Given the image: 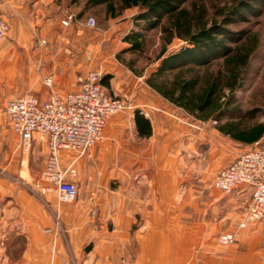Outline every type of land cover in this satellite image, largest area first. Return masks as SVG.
<instances>
[{"label":"crops","instance_id":"0c3cea01","mask_svg":"<svg viewBox=\"0 0 264 264\" xmlns=\"http://www.w3.org/2000/svg\"><path fill=\"white\" fill-rule=\"evenodd\" d=\"M19 7L17 0H0V15L12 22L8 37L0 45V63L5 62L0 64V82L17 79L22 71L19 63L40 59L50 63L42 85H35L32 92L40 102L47 101L52 91L65 94L76 90L77 76L86 71H73L72 60L61 55L66 50L48 48L38 55L39 50L27 51L24 47L25 50L17 52L16 46L23 48L19 39L12 37L19 18L23 19L17 12ZM48 77L52 80L51 86L44 83ZM111 79L109 76L108 86L104 87L109 95V90H113ZM113 94L118 95L114 90ZM120 94L127 96L129 92ZM4 102L2 111L6 118ZM143 115L150 126L147 135L137 132L133 110L107 121L105 141L92 149L90 158L62 152V165L74 161L77 174V179L73 178L77 187L73 202L60 203L54 193L44 199L35 193H20L14 213L20 217L16 221L17 234L27 239L22 262H32L33 256L40 253L44 254L45 264H168L171 261L168 255H174L171 264H264V228L257 223L238 230L230 245L218 242L221 234L236 229L246 211L250 191L237 187L224 194L210 184L207 196H200L199 200L198 184L183 185L176 173L177 151L173 142L180 133L166 132L168 119L154 109ZM4 123L8 128L3 126L0 136L6 135L13 143L9 144L8 152L13 159L19 158L22 169L26 170L35 152L45 161L46 145L36 134L32 137L29 155V149L25 151L7 118L1 124ZM236 155L225 159L223 167ZM199 202L206 207L202 214H199ZM5 216L6 204L0 199V238L6 235ZM137 217L146 223H162L156 224L154 230L159 239L155 245L146 240L145 230L134 228ZM138 238L141 258L135 260L134 240ZM199 242L203 244L200 249L203 261L198 259ZM215 242L229 249L218 254L213 250ZM154 249H158L157 258L151 257Z\"/></svg>","mask_w":264,"mask_h":264},{"label":"rangeland","instance_id":"374dc122","mask_svg":"<svg viewBox=\"0 0 264 264\" xmlns=\"http://www.w3.org/2000/svg\"><path fill=\"white\" fill-rule=\"evenodd\" d=\"M17 1H19L20 7L16 9L23 19L19 18V26L14 30L12 37L19 39V45H23L27 51L39 50L38 55L44 49L61 48L66 50L61 55L68 56L72 60L74 72L76 70H98L102 73V77L111 76V87L117 91L118 95H114L111 89L109 90L110 96L126 105L123 112L113 117L133 112L136 109L145 114L154 109L168 119L169 126L165 125L166 132L168 131L170 134L180 133L176 137L175 143L173 142L177 151L176 173L180 176L183 185L188 186L195 182L198 184L199 197L207 196L213 177L223 167L225 159H228L229 156L231 158L236 153L253 147L264 149V137L252 145H241L233 142L216 131L213 121H196L182 110L164 102L151 91L144 79L150 70L156 66V61L153 60L161 46L160 31L154 29L145 32L142 55L124 52L128 45L123 42V37L130 30L136 29L135 22L132 20V17L137 13L136 8L123 10L117 17L111 18L104 15L102 7H84V2L77 0ZM238 1L240 0H189L186 5L189 8L194 6L198 10L204 11L205 20L210 22L219 21L220 17L229 10V7ZM259 1L260 8H256L253 15H246V19L230 24L227 28L232 31L245 30L258 35L259 56L253 64L255 72L246 80L245 89L239 91L237 97L244 108L259 109L260 114L256 116L255 121L264 122V0ZM11 12L14 13L12 10ZM14 15L19 17L16 12ZM2 16L7 19L5 15L2 14ZM69 17H71L69 24L63 25V20H67ZM88 18L95 21L94 27L87 25ZM7 22L11 26L12 22L9 20ZM2 43L3 41L0 45ZM184 44V41L174 38L167 47V53L177 50ZM15 48L17 52L25 50L21 46ZM38 60L19 63L22 71L17 79L14 80L13 77L9 81L6 79L4 82H0V130L3 126L8 128L7 124H1L6 122L2 111L3 101L32 93L36 89L35 85H42V78L47 75V68H49L50 63L47 62L48 60ZM4 63L0 64L3 65ZM129 63L132 64L134 72L128 67ZM135 71H141V76L135 74ZM125 91L129 92L127 96L120 94L125 93ZM11 143L6 135L0 136V199H3L6 204V235L0 238V243L2 242L0 245V264H45L44 254L40 253L33 256L32 262H22L27 239L17 234L16 227L18 224L16 221L20 217L14 213L17 208L14 205L18 201L20 193H34L33 183L37 179L44 159L35 152V156L29 158L27 168L24 170L19 158L13 159L8 152ZM31 149L32 145L29 148V155ZM75 178L77 179V174ZM205 208L204 204L199 202V214L204 213ZM199 223L207 224L205 222ZM156 224L162 223L152 221L146 223L137 217L134 228L140 227L145 230L144 233L148 234L146 240L151 245L153 243L155 245V242L159 240L157 232L154 231ZM60 225L59 227H61ZM138 240L141 239L134 240L135 260L141 258ZM198 247V259L203 261L204 254L200 250L203 248V244L199 242ZM226 247L218 246L215 242L213 250L219 254L222 250L229 249L228 246ZM153 251L155 253L151 257L157 258L159 256L157 254L158 249ZM168 256L171 257V261L167 263H173L174 255ZM188 259L191 261L189 256Z\"/></svg>","mask_w":264,"mask_h":264},{"label":"trees","instance_id":"16d2710c","mask_svg":"<svg viewBox=\"0 0 264 264\" xmlns=\"http://www.w3.org/2000/svg\"><path fill=\"white\" fill-rule=\"evenodd\" d=\"M84 7L100 6L106 17L136 8L132 17L136 29L124 37V52L142 55L145 32L158 29L161 46L153 61L156 66L144 79L145 84L164 101L182 110L196 121H213L216 131L233 142L252 145L264 137V122L255 121L260 110L244 108L238 92L254 72L259 56L256 33L232 31L228 25L246 19L260 8L259 0H240L231 5L219 21H206L204 11L186 5L189 0H77ZM174 38L185 42L167 53ZM132 69V64H128ZM136 72V71H135ZM141 76V71L136 72ZM109 75L100 79L108 86ZM137 132L147 135L148 120L134 110Z\"/></svg>","mask_w":264,"mask_h":264},{"label":"built area","instance_id":"2783aa9c","mask_svg":"<svg viewBox=\"0 0 264 264\" xmlns=\"http://www.w3.org/2000/svg\"><path fill=\"white\" fill-rule=\"evenodd\" d=\"M70 20L71 17L62 24L67 26ZM86 23L89 27L95 26L92 18H88ZM9 29V23L0 15V43L7 37ZM101 78L100 71L88 70L77 76L76 90L65 94L52 91L45 102H40L32 93L5 100L4 113L12 131L21 138L25 151L30 148L34 134L46 145L44 165L33 183L34 193L39 199H44L49 193H54L60 203H71L76 199L74 161L63 166L62 152L90 158L92 149L105 141L107 121L125 110L126 105L111 97L100 84ZM44 83L51 86V78H45ZM210 184L224 194L237 187L250 191L246 211L236 229L221 234L219 244H232L238 230L250 223L264 228V149L253 147L238 153L216 173Z\"/></svg>","mask_w":264,"mask_h":264}]
</instances>
